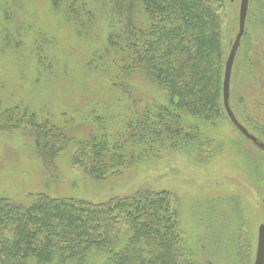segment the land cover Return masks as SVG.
Here are the masks:
<instances>
[{
	"label": "rangeland",
	"instance_id": "1",
	"mask_svg": "<svg viewBox=\"0 0 264 264\" xmlns=\"http://www.w3.org/2000/svg\"><path fill=\"white\" fill-rule=\"evenodd\" d=\"M78 1L92 9L93 23L77 22L65 0L58 8L53 0H0V107L25 106L39 117L69 123L75 140L102 121L117 120L124 98L93 66L112 29L108 7H101L102 0ZM220 1L223 58L237 44L228 105L255 140L246 138L223 109L213 125L191 119L199 126L197 143L164 150L158 158L95 181L74 164V143L55 157L56 171L48 174L31 129L0 124V197L26 205L37 194L103 202L140 189L167 190L177 200L188 259L253 264L264 223V0H249L240 37L241 0ZM129 80L139 104L165 101L163 91L144 77Z\"/></svg>",
	"mask_w": 264,
	"mask_h": 264
},
{
	"label": "trees",
	"instance_id": "2",
	"mask_svg": "<svg viewBox=\"0 0 264 264\" xmlns=\"http://www.w3.org/2000/svg\"><path fill=\"white\" fill-rule=\"evenodd\" d=\"M102 1L112 29L93 66L123 93L119 118L75 140L69 123L25 106L0 107V124L31 129L48 174L56 171L55 157L74 143L73 162L85 176H117L164 150L197 143L199 126L191 119L213 125L224 109L220 0ZM65 2L81 25L94 22L86 4ZM130 75L154 84L165 101L139 104ZM177 206L171 192L151 189L103 202L37 194L26 205L0 197V264H92L95 255L98 264H194L186 257Z\"/></svg>",
	"mask_w": 264,
	"mask_h": 264
},
{
	"label": "water",
	"instance_id": "3",
	"mask_svg": "<svg viewBox=\"0 0 264 264\" xmlns=\"http://www.w3.org/2000/svg\"><path fill=\"white\" fill-rule=\"evenodd\" d=\"M249 0H241L240 8H239V27L240 30L238 32V36L240 37L243 31L244 20L246 17L247 7ZM236 46L233 47V50L228 55L224 71H223V81H222V100L225 112L230 119V121L237 127V129L248 139L255 140V137L251 135L247 129L241 125L237 119L235 118L232 110L228 105V93H229V79L231 74V67L234 59ZM261 148L264 149V145H260ZM253 264H264V223L259 225L258 227V237H257V245H256V253Z\"/></svg>",
	"mask_w": 264,
	"mask_h": 264
}]
</instances>
